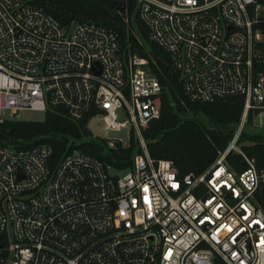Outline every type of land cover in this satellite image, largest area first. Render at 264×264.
<instances>
[{
    "label": "built area",
    "instance_id": "2783aa9c",
    "mask_svg": "<svg viewBox=\"0 0 264 264\" xmlns=\"http://www.w3.org/2000/svg\"><path fill=\"white\" fill-rule=\"evenodd\" d=\"M138 15L192 102L244 97L232 140L200 175L153 159L142 131L167 90L150 60L127 57L99 21L63 25L28 0H0V122L61 107L91 133L56 163L41 138L0 139V264H264V170L240 143L264 130V4L138 0ZM133 136L126 169L80 148L95 141L106 155ZM231 153L248 168L232 170Z\"/></svg>",
    "mask_w": 264,
    "mask_h": 264
},
{
    "label": "trees",
    "instance_id": "16d2710c",
    "mask_svg": "<svg viewBox=\"0 0 264 264\" xmlns=\"http://www.w3.org/2000/svg\"><path fill=\"white\" fill-rule=\"evenodd\" d=\"M43 8L63 25L73 21H99L117 31L128 57L137 53L150 60L152 73L166 88L162 98V113L143 129L151 157L157 161L170 160L183 175L204 173L224 152L234 135L244 109L243 96H230L213 102H192L185 94L180 73L175 70L170 54L149 38L147 27L138 15V0H28ZM264 4V0H259ZM129 17V22H126ZM135 32V33H134ZM252 122V118L250 120ZM88 118L74 121L61 108L49 109L42 122H0V139L32 140L41 138L54 148L56 163L66 151L69 140H81L91 135L87 129ZM242 150L264 170V130L244 133ZM80 148L93 157L126 169L139 152L136 137L129 147H119L103 155L104 148L95 141L82 143ZM229 167L237 172L248 168L244 158L237 153L227 156ZM255 202L264 210V182L255 194Z\"/></svg>",
    "mask_w": 264,
    "mask_h": 264
},
{
    "label": "rangeland",
    "instance_id": "374dc122",
    "mask_svg": "<svg viewBox=\"0 0 264 264\" xmlns=\"http://www.w3.org/2000/svg\"><path fill=\"white\" fill-rule=\"evenodd\" d=\"M119 121H125L126 117L122 111H119ZM17 118L19 121H33V122H42L45 119V113L44 112H38V111H22L19 112L17 115ZM105 124L103 121L99 122L97 125L96 132H100V129L104 128ZM109 135L106 136L108 138ZM129 145L128 139H123L122 146L127 147ZM116 169H112V173H116Z\"/></svg>",
    "mask_w": 264,
    "mask_h": 264
}]
</instances>
